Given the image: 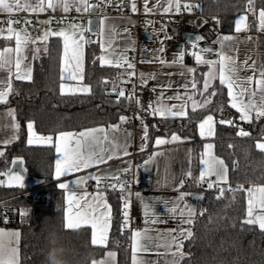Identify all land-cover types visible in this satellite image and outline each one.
<instances>
[{
	"label": "snow or ice",
	"instance_id": "obj_1",
	"mask_svg": "<svg viewBox=\"0 0 264 264\" xmlns=\"http://www.w3.org/2000/svg\"><path fill=\"white\" fill-rule=\"evenodd\" d=\"M103 2L104 0H98V3H92L91 0H0V14L8 16L7 20L0 21V24L6 25V27H0V40L6 44L0 48V105H7L9 97L16 94L13 80L32 82V64L41 55H51L49 48L51 37L58 38L60 42V82L58 87L61 96L91 95L93 93L92 85L85 83L84 48L85 45L96 41L92 40L91 36H86V33H92L100 38V55L94 57L93 65L98 61L102 68L108 66L123 69L117 79H119L120 84L129 83L132 77L136 75L135 66L129 62L127 56L113 46L112 39L104 38L105 19L102 18L98 22L90 20L88 27L70 21L66 27L53 30L48 27L53 19L49 18L37 21L39 26H33L31 32L27 28L14 27V25L20 24V20L12 19L13 14L19 11L40 14L49 10L63 12L65 17L62 19H66V14L73 8L78 13L93 15ZM164 3L167 6H163L161 0H156V4L150 8L149 0H144L143 11L145 13L154 12L162 7L164 13L173 11L179 13L182 10L192 11L193 8L199 7V5L188 2L182 3V0H164ZM130 7L133 13L138 11L136 0H130ZM25 24H32V21L26 20ZM234 27L236 33L249 31L253 27L259 32H264V7L257 9L256 0H246L244 12L234 21ZM167 38L170 39V37ZM203 39L202 36H196L191 41L192 51L189 53L197 65H206L208 68V71L202 73L199 78L196 74V68L184 67V51H181L171 61L172 64L181 66V75L188 77L182 85L183 93L177 91L173 96H166L163 88L159 92L153 88L152 92L156 94V97L145 106L136 94L135 84L131 90L126 92L125 88L119 86L116 80L102 79L100 81L102 85L112 83L111 90H105V94L115 95L114 103L119 105L121 101H124L125 106L130 107L134 102L137 106L139 111L136 114V119L141 120L142 123L141 152H144L150 140V126L144 123L147 117L160 118L157 124L151 125L157 131L159 130V123L167 124V122L177 119H187L189 123H192L188 111L189 105L193 114L198 110H208V114L196 122L201 139L214 137L217 125L234 127L237 129L236 135L238 137L251 138V133L237 123L236 117L228 118L225 115L226 109L235 110L238 114V120L249 125L264 120V65L258 68L255 61L249 63L250 58L238 62L236 55H234L236 49L230 43L234 38L230 35H224L217 41L220 44V48L215 53L218 59L206 60L203 54L212 52V49L199 47V42ZM12 41H14V46L10 45ZM159 52H164L163 47L159 49ZM154 59L162 65L166 63L161 56L154 57ZM249 72L251 74H248ZM154 78L155 74H150L148 77L144 73L139 74L141 85H145L147 79ZM216 81L218 84L215 83ZM225 95L226 100L218 105L214 103V98ZM171 101L177 103H170ZM4 115L11 118L10 128L13 133L11 138L2 142L6 146L18 138L21 125L16 121L14 109H8ZM119 120L121 124H124L128 122L129 117L120 115ZM26 127L29 145L34 142H44L54 146L57 153L54 175L57 180L88 169H97L95 172L76 176L69 182L59 183V188L66 192L65 227L67 229L90 226L92 229L91 243L99 246L106 245L113 215L112 207L107 201L106 192L102 190V186L120 192L122 201V223L120 227L122 231L130 227L131 193L128 191L127 181L122 177L132 170L131 161H126L128 166L115 172H107L100 168L101 165H107L113 159H122L130 155L128 151L130 133L125 132L123 134L124 139L121 141L120 125H108L107 127L88 128L79 132H60L53 143V136L41 135L35 131L33 121H29ZM174 142H182V137L175 132L171 133L170 136L156 137L154 145L158 148ZM254 147L261 154H264V131L261 132L260 138L254 141ZM4 155V151L0 150V157H4ZM157 155V152L151 153L144 160V165L152 163ZM22 164V160L13 161V170L6 174L9 181H14L20 187L24 186L23 175L19 171ZM199 164L201 167L198 176H193L191 166L186 171L185 176L191 178L196 185L206 186L207 190H217V200L223 198L228 191L244 192L246 194V208L241 220V227L258 228L260 232L264 233V184L248 187L237 185L236 188H232L229 185V168L222 158L215 155L214 144L211 142L203 145ZM0 175L5 174L0 173ZM89 181L95 182L96 191L94 193L85 190ZM104 181H115V183H108L104 186ZM2 183L4 181H0V184ZM184 186L185 179L182 178L174 189L178 193L177 197L172 201L162 202L165 214L178 221L176 228L162 233L158 231L156 237L149 235L147 227L143 230H132V264H144L138 253L147 251L145 242H151L154 239L157 241V254H160L159 250L162 248H174L175 251L172 252V255L177 257L176 264H180V261L185 259L184 241L193 237L191 225L195 222L197 211L193 205L186 202V197L190 196L191 193L181 191ZM136 195L139 198L140 194L137 193ZM197 198L203 199L202 196ZM25 214L22 213V215ZM199 214L203 215L204 210ZM144 215L146 217L145 224L166 222L159 218L161 213L151 202L144 204ZM185 225L188 227H184ZM19 236V232L0 229V264H21L17 247ZM115 256V252L108 251L106 253L108 259L114 260ZM92 264H106V261H93Z\"/></svg>",
	"mask_w": 264,
	"mask_h": 264
},
{
	"label": "trees",
	"instance_id": "obj_2",
	"mask_svg": "<svg viewBox=\"0 0 264 264\" xmlns=\"http://www.w3.org/2000/svg\"><path fill=\"white\" fill-rule=\"evenodd\" d=\"M182 2L199 5L203 13L218 16L220 30L227 32L233 30L234 21L243 14L246 0ZM256 7H264V0H256ZM49 48L50 56L35 60L32 82L15 81L13 87L16 94L9 97L7 105H0V109L14 107L21 125L19 140L8 146L4 157L0 158V173L8 172L13 161L22 160L27 176L37 178L44 185L40 191L32 194L23 193L20 187L0 186V228L20 230L21 264H49V250L60 247L65 249L63 258L67 264H92L108 250L117 252L118 264H129V238L120 227V196L109 193L113 220L107 245H93L89 227L67 229L64 192L54 178V147L29 145L26 127L29 121H33L38 133L57 135L119 121L120 115L133 110L134 102L130 107H126L124 101L119 105L114 103L116 97L105 94V90H111L112 83L102 85L100 81L118 77L123 69L102 68L98 61L93 65L99 48L97 42L88 44L85 81L92 85L93 93L61 96L58 87L59 40H51ZM116 82L127 90V84H120L119 80ZM224 100L226 95L214 98V103L218 105ZM206 114L208 110H198L195 114L190 111L192 123L187 119L159 123L158 131L151 127L150 139L158 135L168 136L173 132L197 139L196 122ZM225 115L228 118L238 117L232 109H226ZM159 119L151 117L150 125L157 124ZM237 123H240L238 118ZM242 125L251 133V138L238 137L234 127L217 125L216 130L215 151L224 158L229 168V185L232 188L237 185L247 187L264 184V154L254 147V141L264 131V121ZM197 187L195 185V189ZM216 196L212 190L206 192L202 209L204 214H198L192 225L193 237L184 241L185 259L180 264H264V233L258 228L241 227L246 194L228 191L219 200Z\"/></svg>",
	"mask_w": 264,
	"mask_h": 264
},
{
	"label": "crops",
	"instance_id": "obj_3",
	"mask_svg": "<svg viewBox=\"0 0 264 264\" xmlns=\"http://www.w3.org/2000/svg\"><path fill=\"white\" fill-rule=\"evenodd\" d=\"M92 1L93 0H91V2ZM117 1L119 3H122L125 6L130 7V0H117ZM136 3H137V8H138L137 12L133 13L131 11L129 14L120 15L117 13H111L108 9L109 0H104L103 2L104 6L99 7L97 10V13L93 15L91 19L94 16H97L99 20L102 18L105 19V37L104 38L112 39L113 46L117 48L125 56H127L128 59H131L130 63H132L135 66L136 75L139 76L140 73H144L145 76L148 77L150 74H155V78L147 79V82L145 84L150 89L149 93L139 98L142 101V103L145 106H147L148 103L154 100L156 97V94L152 92L153 88H156L158 92L161 90V88H163L165 90L166 96H173L177 91L183 93L182 85L185 83L188 77L181 75L182 68L179 64L171 63V61L176 56H178L181 51L185 52L184 67L185 68L187 67L196 68L197 69L196 74L198 78L201 76L202 73L207 72L208 68L206 65H197L194 58L191 55H189V53L192 51L191 42L186 39L181 43L173 45L170 48V55L166 56L165 41L168 37V33L164 27V19L171 18L173 20H177L179 19L180 12L176 13L173 11L171 13H164L163 8L160 7L157 11L145 13L143 11L144 0H136ZM161 3L163 4V6H167L166 3H164V0H161ZM155 4H156V0H149L150 8L153 7ZM197 8L200 9L199 7ZM55 14H64V13L59 10L55 12L49 10L45 13H40V14H32V13H28L25 11H19L18 13H15L14 15L27 16L28 20L32 21V24H26L24 28H27L31 32L33 26H36V27L39 26L37 24V21L47 20L49 18H53L51 24L48 25L49 28L53 30H58V29L66 27L68 22L55 21L54 20ZM87 14L88 13L81 14V13L76 12L75 22L85 27H88L89 21L85 20ZM6 16H7L6 14H0V17H6ZM154 16H157L159 20L156 24H151L150 20ZM141 20L144 23V28L148 29L149 33L152 34L153 37L155 36L159 37L158 43L153 47H148V41L146 38H144L143 36L138 37L132 34L131 32L132 26H134L137 22ZM214 22H215V25L220 28L219 19L215 20ZM185 23L187 24L189 28H191V33L193 34L192 36L196 37L198 36V34L200 36L201 20L199 17L187 16L185 18ZM0 27H6V25L5 26L0 25ZM14 27H16V25H14ZM224 35H230L234 38L233 41L230 43L234 45L236 49V52L234 53V55H236L238 62H243L246 58H250L249 63H251L252 61H255L256 66L258 68L259 66L264 65V32H259L256 30V28L255 29L251 28L249 31L236 33L235 27H234L232 31H227V32L222 31V36ZM248 37H251V39H248ZM53 39H58V38L51 37L49 40V43ZM99 39L100 38L97 35L94 38V40L98 44V48H99ZM10 45L14 46V41L10 42ZM4 46H6L5 42L3 40H0V48H3ZM161 47H163L164 49L163 53L159 52V49ZM219 48H220V44L216 48H213L212 52L204 53L203 54L204 59L217 60L218 57L216 56L215 53ZM86 49H87V45H85V48H84L85 66H86ZM98 55H100V48L98 51ZM44 56L45 55H41V57H44ZM157 56H161L166 61V63L164 65L160 64L158 60L154 59V57H157ZM141 61H144V62H141ZM34 63L35 61L32 64L33 71H34ZM59 63H60V59H59ZM112 68L116 70L117 69L120 70V68H115V67H112ZM248 74H251V73L249 72ZM14 82L15 80H13V83ZM85 83L87 82L85 81ZM215 83L218 84V81H216ZM169 85H171V87H168ZM197 99H199V97H197ZM170 103H177V102L171 101ZM134 106L136 108V114H137L139 110L137 106L135 105V103H134ZM8 109H14L16 113V109L14 107H7V108L0 109V150H3L4 153L8 146L13 145L19 140L20 133H21V130H20L18 138L13 140L12 143L6 146L2 143L5 139H9L13 135L12 130L10 128L11 118L4 115ZM188 111L189 112L191 111L190 105H189ZM233 111L235 112V110ZM150 118L151 116L147 117L144 120V123H147L150 126L149 132L151 130ZM16 121L19 123L17 119V113H16ZM239 122L240 123L238 124H240L242 127H243L242 124H246L241 121ZM117 124L120 125L119 132H120L121 141H123L124 139L123 134L125 132L131 134L130 137L128 138V144H129L128 151L130 152V155L123 157L122 159H113L109 161L107 165H101L100 168L104 169L107 172H115L120 168L127 167L128 165L125 163L126 161H131L132 170L129 171L128 173L134 172L136 176V181L143 182L145 184L144 190L137 192L140 194L139 198L136 195L137 193H135L130 198L131 199L130 207H132V212L129 213L130 220L131 218L142 219L144 223L143 229L147 227L149 229V235L153 237H156L158 231L162 233L169 229L176 228L178 221L174 218L169 217L167 214H165L164 205L162 202L172 201L177 197L178 193L174 189L179 184V181L182 178L185 179V186L183 189H181V191H184V192L189 191V193H191V195L189 196V199L186 200V202L193 205L196 208V211H197L196 217H197L199 212H201L203 209V201H204L206 193H203L195 189L196 184H194L191 178H187L185 176V173L191 166L192 171H193V176L195 177L199 175V170L201 167V165L199 164V157H200L201 152L203 151V145L205 143H208V142L213 143L215 155L222 158L215 151V144L217 140L216 135L211 138L201 139L198 133V129H197V139H194L190 136L177 133L178 135L182 137V142H174V143L159 146L157 148L154 145L155 138L158 136H161V137L165 136V135H158V136H155L152 140L150 139L144 152H141L140 151V146H141L140 138L142 136L141 120L137 119L136 125L131 126L129 128L124 127V124H121L120 120L117 122L108 123V124H104V125H100L96 127H101V126L107 127L108 125H117ZM216 130H217V127H216ZM35 131H36V128H35ZM79 131L81 130L70 131V132H79ZM38 134H41V133H38ZM41 135L48 136L49 134H41ZM51 136H53V143H54L57 135H51ZM183 138H186V139H183ZM259 138H256V139H259ZM31 146L50 147L52 145L45 144L44 142H34L33 144H31ZM197 150H198V159L196 160ZM153 152L158 153L154 161L148 165H144L143 163L144 160H146L148 156ZM56 159H57V153L55 151V161ZM222 159L224 160V158ZM96 170L97 169L95 168L88 169L80 173H75L69 177H61L59 180H57L54 175V178L56 179L59 185V183L61 182H69L70 180L75 179L76 176H83V175H86L88 172H95ZM23 171L26 174L24 166H23ZM8 172L4 173L5 175H0V181H3L2 177L7 176L6 174ZM54 172H55V163H54ZM27 179H28V176L26 174L25 177L23 176L24 186L27 185ZM106 182L115 183V181H104L103 184ZM4 184L5 185L0 184V186L20 187L14 181H9L8 177H7V180L4 182ZM251 185H261V184H251ZM188 187L192 189H188ZM85 190L88 191L89 193H94L96 191L95 182L89 181L88 184L85 186ZM62 191L64 192V196L66 197V192L64 190ZM106 196H107L108 203L111 205L110 200H109V194L107 192H106ZM200 196H202L203 199L197 198ZM148 202H151L155 205L157 211L161 213V216L159 218L166 222H161L157 224H145L146 217L144 215V204ZM121 208H122V201H121ZM65 213H66V202H65ZM120 220L122 223V215H121ZM111 226H112V223H111ZM86 227H89L91 229L90 226H86ZM184 227H188V226L185 225ZM0 229L20 233L19 242L17 245L19 249V257H20V239H21L20 230L17 228H0ZM110 230H111V227L108 232V238H107L106 245L108 244V241H109ZM191 230H192V225H191ZM91 233H92V229H91ZM128 238H129V264H132L131 234L130 236H128ZM156 243L157 241L155 239L151 242H145V247L147 248V251L138 253L139 258L144 262V264H176L177 257L172 255V252H174L175 249L174 248L173 249L162 248L159 250L160 254H157ZM108 251H112L116 253L114 260L108 259L106 257V253ZM108 251L105 253L103 257L95 261L105 260L106 264H118L117 252L115 250H108Z\"/></svg>",
	"mask_w": 264,
	"mask_h": 264
},
{
	"label": "built area",
	"instance_id": "obj_4",
	"mask_svg": "<svg viewBox=\"0 0 264 264\" xmlns=\"http://www.w3.org/2000/svg\"><path fill=\"white\" fill-rule=\"evenodd\" d=\"M92 3H98V1L93 0ZM103 6H104V4L101 3L99 7H103ZM108 9L111 13H117L120 15L129 14L131 12L130 7L125 6L122 3H119L117 0H110L109 5H108ZM92 16L93 15L87 14L85 20L90 21ZM187 16L199 17L201 20L200 36H202L204 39L199 42L200 48L213 49L219 45V43L217 41L222 36V31L220 30L219 27H217L215 25V22H214L215 20L219 19V17L216 15L205 14L200 9L195 7V8H193L192 11L182 10L179 14V19H177V20H173L171 18H165L164 19V27L168 33V37H170V39L167 38L165 41V47H166L165 54H166V56L170 55V48L173 45L181 43L185 40L183 34L188 30V26L185 23V18ZM64 17H65V14H55L54 20L58 21V22L76 21L75 9L73 8L69 13L66 14V19H62ZM7 19H8V16L0 17V21H4ZM12 19H14V20L19 19L20 20V24L16 25V28H24L26 26L25 21L28 20L27 16H25V15H14V14L12 16ZM158 20H159V18L157 16H154L151 18L150 23L156 24L158 22ZM0 25L5 26L4 24H0ZM144 30H145V28H144V23L142 20L137 22L131 28L132 34H134L138 37H142ZM86 35L91 36L92 39H94L96 37V35H93L92 33H86ZM147 41H148V47H153L158 43L159 37L155 36V37H152L151 39H147ZM129 62H131V59H129ZM117 78L118 77H112L110 79V81L119 80ZM133 84H135V86H136V94L139 98L148 94L150 91V89L147 85H141L139 76L135 75L134 77H132L131 81L129 83H127L128 88H127L126 92L132 89ZM126 116L129 117V120L127 123H124V127L129 128L131 126L136 125L137 119H136V108H135V106H134L133 110L129 111L126 114ZM2 179L5 182L7 180V176H3ZM122 179L126 180L128 185H129L128 191L131 193L130 198L135 193L140 192V191L144 190V188H145V184L143 182L136 181V176H135L134 172L125 174L122 177ZM107 184H108V182L104 183L103 185L106 186ZM43 186L44 185L41 184L37 178L28 177L27 185L21 187V189H23V193H25V194H32V193H35L37 191H40L43 188ZM197 186H198L197 190H199L203 193L208 192V190L206 189V186H204V187H201L199 185H197ZM102 189L104 191H106L108 194L109 193H115V194L121 196L119 191H113V190L108 189V188L103 187V186H102ZM212 191L215 195L218 194L217 190L213 189ZM185 192L189 193V191H185ZM188 199H189V196L186 197V200H188ZM131 212H132V207H130V209H129V213H131ZM143 228H144V223H143L142 219L131 218L130 227L126 230H123V233L126 236H130L132 230H142Z\"/></svg>",
	"mask_w": 264,
	"mask_h": 264
},
{
	"label": "water",
	"instance_id": "obj_5",
	"mask_svg": "<svg viewBox=\"0 0 264 264\" xmlns=\"http://www.w3.org/2000/svg\"><path fill=\"white\" fill-rule=\"evenodd\" d=\"M97 13V11L95 12V14ZM95 14H93V15H95ZM92 21H99V18L97 17V16H94L92 19H91ZM193 34L191 33V28H189L188 27V30L183 34V36H184V38L186 39V40H188V41H193L194 39H195V36H192ZM142 36L144 37V38H146V39H151L153 36H152V34H150L149 33V30L148 29H145L144 30V32H143V34H142ZM110 96H115V95H110ZM13 168H14V166H13V164H12V166H11V168H10V170H13ZM9 170V171H10ZM19 171L22 173V175L25 177L26 176V174L24 173V171H23V164H22V166H21V168L19 169Z\"/></svg>",
	"mask_w": 264,
	"mask_h": 264
},
{
	"label": "clouds",
	"instance_id": "obj_6",
	"mask_svg": "<svg viewBox=\"0 0 264 264\" xmlns=\"http://www.w3.org/2000/svg\"><path fill=\"white\" fill-rule=\"evenodd\" d=\"M65 249L60 247L59 249H50L47 260L49 264H67V261L63 258ZM59 253V255H57Z\"/></svg>",
	"mask_w": 264,
	"mask_h": 264
},
{
	"label": "rangeland",
	"instance_id": "obj_7",
	"mask_svg": "<svg viewBox=\"0 0 264 264\" xmlns=\"http://www.w3.org/2000/svg\"><path fill=\"white\" fill-rule=\"evenodd\" d=\"M198 36H199V34H198ZM1 185H5L4 183H2ZM6 199H3V201H5ZM1 202H2V200H1Z\"/></svg>",
	"mask_w": 264,
	"mask_h": 264
}]
</instances>
